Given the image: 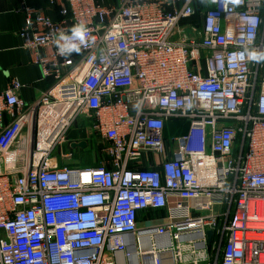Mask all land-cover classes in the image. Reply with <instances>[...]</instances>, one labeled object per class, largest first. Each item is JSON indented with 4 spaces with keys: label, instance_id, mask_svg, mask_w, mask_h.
Segmentation results:
<instances>
[{
    "label": "built area",
    "instance_id": "built-area-1",
    "mask_svg": "<svg viewBox=\"0 0 264 264\" xmlns=\"http://www.w3.org/2000/svg\"><path fill=\"white\" fill-rule=\"evenodd\" d=\"M17 11L56 81L32 102L17 79L0 91V264H264V60L248 56L264 54V0ZM76 24L87 44L61 56ZM169 121L186 131L167 138ZM75 127L99 165L60 161Z\"/></svg>",
    "mask_w": 264,
    "mask_h": 264
},
{
    "label": "crops",
    "instance_id": "crops-1",
    "mask_svg": "<svg viewBox=\"0 0 264 264\" xmlns=\"http://www.w3.org/2000/svg\"><path fill=\"white\" fill-rule=\"evenodd\" d=\"M37 9L52 18L58 20L59 8L63 0H58L52 4L50 0H0V91L4 90L12 79H17L22 83L19 89V96L26 102H32L39 98L41 94L49 90L55 84V78H43L40 66L35 62L34 53L23 47V40L19 32L24 25L25 17L23 13L18 12L17 8L22 2ZM118 0H97L103 5H115ZM176 122L169 121L165 124L164 134L167 138L171 137L172 126ZM86 136V131L73 128L69 133L71 141H79ZM77 148L70 147L67 155V147L64 148L63 157L60 161L67 160V156L73 157V152ZM166 155L159 154L146 156L143 166H151L153 161H161ZM75 159V158H74Z\"/></svg>",
    "mask_w": 264,
    "mask_h": 264
},
{
    "label": "rangeland",
    "instance_id": "rangeland-1",
    "mask_svg": "<svg viewBox=\"0 0 264 264\" xmlns=\"http://www.w3.org/2000/svg\"><path fill=\"white\" fill-rule=\"evenodd\" d=\"M205 11V8H201V10L197 11V14L193 16L191 22L194 24H200L201 17ZM174 127L172 126L171 136H175L177 134H181L186 131L187 124L184 121H175ZM78 125V124H77ZM76 125V127H78ZM170 137V136H169ZM87 141V146L85 148H77L75 152H73V159H77L80 165L84 166H95L99 165L101 161L104 159L102 151H100L94 141L91 138H84ZM67 146L65 145V148ZM83 149V150H82ZM72 159V160H73ZM71 160V159H70Z\"/></svg>",
    "mask_w": 264,
    "mask_h": 264
},
{
    "label": "clouds",
    "instance_id": "clouds-1",
    "mask_svg": "<svg viewBox=\"0 0 264 264\" xmlns=\"http://www.w3.org/2000/svg\"><path fill=\"white\" fill-rule=\"evenodd\" d=\"M87 29L83 24H76L70 30L69 34L61 33L56 41L58 51L61 56H70L72 53H79L82 46L87 44ZM243 54H241L242 58ZM251 60H264V54L256 52L248 53Z\"/></svg>",
    "mask_w": 264,
    "mask_h": 264
},
{
    "label": "water",
    "instance_id": "water-1",
    "mask_svg": "<svg viewBox=\"0 0 264 264\" xmlns=\"http://www.w3.org/2000/svg\"><path fill=\"white\" fill-rule=\"evenodd\" d=\"M70 146L72 148H85L87 146V141L86 140H80V141H73L70 143ZM208 236L209 239H211L212 236V231H208Z\"/></svg>",
    "mask_w": 264,
    "mask_h": 264
},
{
    "label": "trees",
    "instance_id": "trees-1",
    "mask_svg": "<svg viewBox=\"0 0 264 264\" xmlns=\"http://www.w3.org/2000/svg\"><path fill=\"white\" fill-rule=\"evenodd\" d=\"M83 150V149H82ZM84 166V165H83Z\"/></svg>",
    "mask_w": 264,
    "mask_h": 264
}]
</instances>
